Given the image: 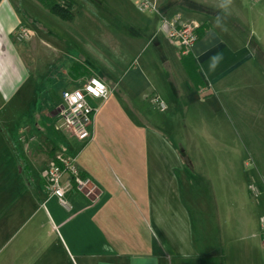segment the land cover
<instances>
[{"label":"crops","instance_id":"crops-1","mask_svg":"<svg viewBox=\"0 0 264 264\" xmlns=\"http://www.w3.org/2000/svg\"><path fill=\"white\" fill-rule=\"evenodd\" d=\"M150 1L156 4L158 12H147L134 24L138 29L128 42L137 49L122 68L110 55H100L97 49L93 51L89 41L80 51L69 47L63 38L56 40V46L45 42L47 48L60 53L56 69L65 82L62 90L81 86L89 76L98 77L109 89L105 100L95 102L98 109L90 141L83 142L55 131L75 145H81L71 156L68 150L76 147L69 143L66 150L62 144L65 155L75 159L80 172L91 178L97 190L87 197L72 187L66 192L68 205L64 206L48 193L40 163L29 162L25 152L13 148V153L23 158L22 166L27 168L25 180L30 181L26 186L29 196L25 200L23 196L19 198L23 203L28 202L32 211L26 221L33 223L29 230L9 231L0 243V264H222L220 260L210 259L215 252L218 254V250H213L214 244L201 241L194 244L188 215L174 193L178 180L175 173L180 172L183 179L190 178L185 174L190 163L185 158L187 150L183 141L189 124L194 125L199 138L209 135L217 140L223 137L224 119L230 122L229 138L240 142L237 151L251 159L252 170L264 186V146L258 141L259 133H264V114L259 109L252 114L250 97L247 101L238 100L235 94L242 87L264 91V84L240 86L237 80L236 71L254 56L253 34L249 30L248 36L242 35L234 20V11L227 8L225 0L217 3L213 0ZM174 13H179L183 21L196 20L203 25L201 36H197L189 51L199 64V86L192 82L182 65V53L160 25V14ZM96 21L91 20L92 28ZM17 26L8 0H0L2 71L9 65L14 68L15 63L24 71L20 52L10 37L11 30ZM105 35L113 44L111 34L105 32ZM64 50L71 52L69 58L63 57ZM9 84H14L12 79L0 88H10ZM47 92L52 96L46 98L45 106H49L54 123L60 104L53 106V98L58 97L52 88ZM155 96L165 103L164 110L153 101ZM228 105L232 107L230 115L223 117L221 112ZM47 120L35 114L30 126L25 125L22 132L18 130V140L27 143L36 134L49 140L52 130L46 127ZM137 143L144 154V165L138 169L116 168L126 169L125 181L112 173L113 166L109 173V165L101 164L105 161L103 147L131 148ZM219 144L214 141L215 147H210L215 156ZM54 152L47 154L52 156L49 160L46 158L49 163L60 155ZM133 172L140 178L137 182L131 179ZM15 197L12 194L5 199L8 202H4L2 211L11 206L10 199L14 203ZM261 202L264 204V196ZM175 203L180 205L179 210ZM37 215L39 219L33 220ZM21 231L25 234L15 243Z\"/></svg>","mask_w":264,"mask_h":264},{"label":"rangeland","instance_id":"rangeland-1","mask_svg":"<svg viewBox=\"0 0 264 264\" xmlns=\"http://www.w3.org/2000/svg\"><path fill=\"white\" fill-rule=\"evenodd\" d=\"M140 1L74 0L75 17L70 22L50 12L39 0H8L18 25L11 30L10 37L20 52L24 71L17 63L14 68L9 65L6 70H0L2 72L0 87L11 79L14 83L9 84L11 89L7 86L0 88V230H3L0 233V243L8 237L10 230H29L33 223L32 220L26 221L32 210L28 202L23 203V200L29 196L26 186L30 181L25 180L23 158L14 154L13 148L20 153L25 152L29 162L36 164L39 162L40 166L45 168L49 163V157L52 158L50 154L49 157L47 155L50 151L54 150L53 154H65L62 144L68 150L67 145L69 146L70 143L72 147H76L75 150H68V154L72 156L81 147L55 130L53 132L52 113L49 112V106H45L46 98L52 96L48 94L47 89L52 88L55 96L58 97V99L53 98V106H56L61 103L59 96L65 82L56 69L58 53L47 48L45 42L56 46L58 45L56 40L63 38L68 41L69 47L80 51L89 41L94 48L93 51L97 49L100 55H110L122 68L123 63L135 55L137 49V46L128 42L132 40L131 38L135 36L134 31L138 29L134 24L150 12L139 8ZM213 1L217 3L218 0ZM223 3L234 11L232 12L234 20L238 23L242 35L248 36L249 30L253 34L251 47H255L254 56L244 67L236 71L239 85L264 84V0H225ZM92 19L98 20L94 28L91 25ZM20 28H25L29 32L27 38L18 39ZM105 32L111 34L112 40H115L113 44L108 40ZM108 49H110L109 54ZM70 51L64 50L63 57L69 58ZM255 90L242 87L235 92L236 99L247 101L250 97L252 114L256 113L255 109H259L264 114V91L258 88ZM231 110L232 107L228 105L221 112L222 116L230 115ZM35 114L48 119L46 127L48 130L51 128L53 138L44 140L36 134L27 143L22 144L18 140V130L21 129L22 132L25 125L30 126ZM189 125L191 126L186 134L188 138H184L185 147H183L187 150L185 158L190 163L185 174L190 178L183 179L179 175L180 172L176 171L178 180L174 193L188 215L194 244L198 245L200 241L214 244L213 250H218V254L215 252L217 256L216 254L210 256L214 262L220 260L222 264H264V236H262L264 228L261 227V220L264 219V204L261 202L264 186L258 181L257 173L252 170L251 159L243 152L237 151V147L241 146L238 140L229 138L228 120H222L223 137L217 140H212L209 135L199 138L194 125L191 123ZM259 134L258 141L264 146V138H262L264 133ZM214 141L220 143V146H217L216 156L210 148L214 146ZM139 145L137 143L136 147L121 149L103 147L102 157L107 162L103 160L101 164L104 162L109 165V173L113 171H111L113 166L112 169L115 171L112 173L121 181H125L127 171L126 169L121 171V166L124 168L134 166L138 169L144 165V154L140 152ZM245 145L248 143L246 142ZM176 148L179 151L181 149ZM37 156L45 159L41 161ZM131 179L136 182L137 179L140 180L135 172L132 173ZM143 187L144 185L140 186L141 191ZM252 187L257 192H253L250 189ZM12 194L16 196L14 203L10 199L11 206L2 211L4 202L7 203ZM19 196H23L24 199ZM173 205L177 210L180 209L177 203ZM38 219L37 215L33 220ZM203 233L206 234L205 237ZM23 234L25 231L18 234L15 243L19 242V237ZM210 239H214L215 242Z\"/></svg>","mask_w":264,"mask_h":264},{"label":"built area","instance_id":"built-area-1","mask_svg":"<svg viewBox=\"0 0 264 264\" xmlns=\"http://www.w3.org/2000/svg\"><path fill=\"white\" fill-rule=\"evenodd\" d=\"M138 6L143 10L158 12L156 4L149 0H141ZM160 25L165 29L168 39L178 47L182 54H186L197 40L196 30L201 23L196 20L183 21L179 13H174L172 15L160 14ZM18 30V39L29 36L25 28ZM108 96V87L95 76L87 77L79 87L62 90L61 103L55 116L53 129L83 142L90 141L92 139L91 128L98 109L95 102L105 100ZM153 101L160 109L166 108L165 103L157 96L153 98ZM57 158L58 163L52 161L42 171L48 193L55 196L64 206L68 205L66 192L72 187L87 197L93 196L97 186L91 178L82 175L75 159L65 154H60ZM65 175L68 176L67 179ZM250 189L257 192L254 187ZM261 227L264 228V219L261 220ZM262 236H264V231H262Z\"/></svg>","mask_w":264,"mask_h":264},{"label":"trees","instance_id":"trees-1","mask_svg":"<svg viewBox=\"0 0 264 264\" xmlns=\"http://www.w3.org/2000/svg\"><path fill=\"white\" fill-rule=\"evenodd\" d=\"M39 1L46 9H48L50 12L57 15L59 18L63 20L70 21L74 17V11H73L74 3L72 0H39ZM202 28L203 25H200V27L197 28L196 30L198 37L201 36L202 34ZM181 62L186 72L188 73L189 77L191 78L192 82L194 83V85L199 86L200 85V77L198 74L199 64L197 63L196 59L189 52H187L186 54L181 55ZM54 161L58 163V158L54 157ZM22 167L25 171H27L26 167L24 166Z\"/></svg>","mask_w":264,"mask_h":264}]
</instances>
